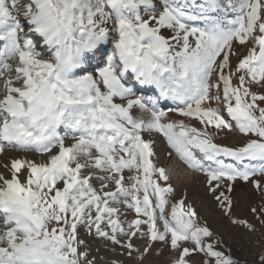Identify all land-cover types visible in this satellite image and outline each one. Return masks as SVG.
Instances as JSON below:
<instances>
[{
	"label": "snow or ice",
	"instance_id": "snow-or-ice-1",
	"mask_svg": "<svg viewBox=\"0 0 264 264\" xmlns=\"http://www.w3.org/2000/svg\"><path fill=\"white\" fill-rule=\"evenodd\" d=\"M234 42L251 44L235 68ZM252 85L264 88V0H0V155L39 157L3 165L0 264H95L80 227L130 260L160 243L174 264L198 253L239 264L183 199L166 214L174 188L152 158L159 134L230 215L218 189L264 176V94ZM233 130L243 146L214 142Z\"/></svg>",
	"mask_w": 264,
	"mask_h": 264
},
{
	"label": "rangeland",
	"instance_id": "rangeland-1",
	"mask_svg": "<svg viewBox=\"0 0 264 264\" xmlns=\"http://www.w3.org/2000/svg\"><path fill=\"white\" fill-rule=\"evenodd\" d=\"M249 47H251V44L241 46L234 42V54L230 57L233 68H235L238 60L247 54ZM105 50L111 52L110 43L106 45ZM233 83L236 84L237 81L234 79ZM251 90L257 94H264V88L256 85H252ZM261 106H264V103ZM212 107L220 108L222 112L224 110L223 105L215 101L212 103ZM169 117L172 120L185 119L186 123L201 127L195 121H189L186 118L177 116L175 113L170 112ZM247 139L238 130H233L232 132H221L216 135L214 142L237 148L243 146ZM66 143H70V140H67ZM162 143L164 147L160 150L155 147V156L152 159L158 167L163 168L170 164L169 160H173L174 157L172 156L174 155L173 150L167 145L163 137ZM16 158L35 159L39 162V157L36 154L8 151L4 155H0V175L10 179V173L3 165H10L11 160ZM254 164L257 167L259 166V162H254ZM184 165L186 164L184 163ZM126 175L128 174L126 173ZM196 178L192 189H189L191 180H187L189 182L186 183L185 181L170 183L174 188V193L169 197L170 203L166 209V214L170 212L171 203L183 199L186 205H191L196 210L198 222L201 225L206 224L213 232L214 237L220 241L218 250L224 251L226 255L230 254L239 261V264H258L260 255L264 253V223H261V221H264V213L261 212V209L264 208V191H258L254 187L253 181H259L261 189H264V176H253L248 182L242 180L232 182L231 193L227 192L229 183L227 181L221 189H218V191H224L232 200L230 215L224 214V211L215 201L213 194L210 193L207 177L202 172H196ZM21 179H24L23 171ZM96 186L99 187L98 184ZM252 208L257 210L256 213L251 211ZM258 216L259 218H257ZM134 218L135 214L129 212L127 215L122 216L121 220L126 226L127 222ZM233 219L247 221L254 230H249L243 224H233ZM79 238L85 241L88 259L94 260L95 264H112L113 261H116L117 264H174L177 255L172 253L167 245L154 243L142 261H135L130 260L126 255H121L122 250L119 246H113L110 242L98 238L94 234L88 235L83 227L79 228ZM133 242L141 248L146 244L144 240H134ZM203 259L202 254L198 253L192 258V264H201Z\"/></svg>",
	"mask_w": 264,
	"mask_h": 264
},
{
	"label": "bare ground",
	"instance_id": "bare-ground-1",
	"mask_svg": "<svg viewBox=\"0 0 264 264\" xmlns=\"http://www.w3.org/2000/svg\"><path fill=\"white\" fill-rule=\"evenodd\" d=\"M106 51V50H105ZM107 54H110V51H106ZM95 64V61L93 62ZM155 144L154 149L160 150V148L164 147V144L162 143V137L160 135L154 134ZM168 145V144H167ZM172 157L173 160H169V163L167 167H163L166 171V173L169 176V183L172 182H189L191 180V184L189 185V189H192V185L195 182L196 178V172L188 169L187 165H184V162L180 160V158L175 154L173 151ZM189 180V181H187ZM183 184V183H182Z\"/></svg>",
	"mask_w": 264,
	"mask_h": 264
}]
</instances>
